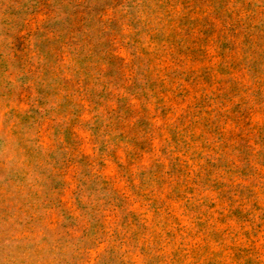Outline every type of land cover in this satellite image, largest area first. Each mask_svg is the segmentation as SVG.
<instances>
[{"label":"rangeland","instance_id":"1","mask_svg":"<svg viewBox=\"0 0 264 264\" xmlns=\"http://www.w3.org/2000/svg\"><path fill=\"white\" fill-rule=\"evenodd\" d=\"M0 264H264V0H0Z\"/></svg>","mask_w":264,"mask_h":264}]
</instances>
